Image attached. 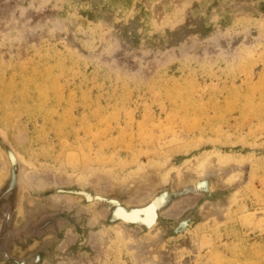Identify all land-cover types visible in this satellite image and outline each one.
<instances>
[{"label":"rangeland","instance_id":"1","mask_svg":"<svg viewBox=\"0 0 264 264\" xmlns=\"http://www.w3.org/2000/svg\"><path fill=\"white\" fill-rule=\"evenodd\" d=\"M8 150L0 264H264V0H0Z\"/></svg>","mask_w":264,"mask_h":264},{"label":"water","instance_id":"2","mask_svg":"<svg viewBox=\"0 0 264 264\" xmlns=\"http://www.w3.org/2000/svg\"><path fill=\"white\" fill-rule=\"evenodd\" d=\"M6 155H7V162H9V163H7V164H9V167H8V172L6 174V177L4 178L3 183L0 185V202H1V199H2L3 194H5L6 192H8L7 191L8 190V186L10 185V182L8 180H9V175L11 174V171L17 173L15 171V165L17 164L16 163L17 162L16 161L17 159H16L15 155L10 150L7 151V154ZM11 156H13L15 158V162L10 161ZM17 174H16V176H17ZM18 190L13 191V194L17 193ZM10 204L11 203L5 204L4 206L0 205V225H1L2 220L4 219L5 215L10 210Z\"/></svg>","mask_w":264,"mask_h":264},{"label":"bare ground","instance_id":"3","mask_svg":"<svg viewBox=\"0 0 264 264\" xmlns=\"http://www.w3.org/2000/svg\"><path fill=\"white\" fill-rule=\"evenodd\" d=\"M55 56V55H54ZM52 58H54V57H52ZM54 59H56V57L54 58ZM57 60V59H56ZM61 60V59H60ZM60 60H57V61H60ZM62 61V60H61ZM61 61H60V63H61ZM55 62V61H54ZM60 63L58 62L57 64H59V66L58 67H60ZM68 66V65H67ZM239 70V69H238ZM243 70V69H242ZM35 73V72H34ZM42 74V73H41ZM38 75V74H37ZM60 75V74H59ZM48 76V75H47ZM50 79L49 78H46V79H44V81H46V82H48ZM47 88V87H46ZM47 89H49V88H47ZM188 89V88H187ZM189 89H191V88H189ZM180 90V89H179ZM232 92V91H231ZM230 94V93H229ZM3 96V95H2ZM237 98V97H236ZM2 99H4V98H2ZM232 99V98H231ZM237 100V99H236ZM240 101V100H239ZM232 104V103H231ZM225 105V104H224ZM223 109V108H222ZM219 110H220V108H219ZM222 112V111H221ZM256 112V111H255ZM254 113V112H253ZM221 115H222V113H220ZM220 117H222V116H220ZM64 126H66V125H64ZM63 127V126H62ZM86 147V146H85ZM83 148V147H82ZM85 149V148H84ZM3 179V177L2 176H0V185H1V183H2V180Z\"/></svg>","mask_w":264,"mask_h":264}]
</instances>
